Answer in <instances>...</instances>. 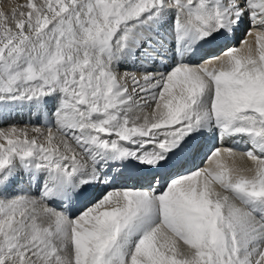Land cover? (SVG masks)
<instances>
[{
	"label": "rangeland",
	"instance_id": "obj_1",
	"mask_svg": "<svg viewBox=\"0 0 264 264\" xmlns=\"http://www.w3.org/2000/svg\"><path fill=\"white\" fill-rule=\"evenodd\" d=\"M63 1H66L67 5H65V7H63L65 4ZM82 1L83 6L85 5L86 8H90L89 12H95L96 17L99 16V18L101 17L100 19H103L104 21L105 27H97L98 29L96 28L95 30H92V32H89L90 35L88 31L82 28V26H80V35H76L72 31L74 30V26L71 27V25L69 26L67 24L66 26L63 23L62 18H59L63 13L70 14V10H72V8L74 9V12H76L75 7H79L78 3H80L81 5ZM190 1L192 0H58V8L60 9L57 8L55 10H52L47 4L48 0H42V3L44 2V4L42 5L45 6L42 7V12L43 14H46L48 19L46 18V20L42 21L41 23L40 21H38L35 26L34 22L31 25L20 23L21 18H25L26 20L28 16V14L25 13L26 10L24 9L23 11V9L21 8L22 6H25L23 5V3H19L16 9L11 13V15L8 16L5 15L7 8H2L0 4V117L3 118L7 116V118L9 119H15L16 116H18L15 121L8 120L6 121L7 124L5 122V124L3 123L0 125V184L2 185V179L6 173L5 171L8 170L10 166H14L16 168L20 166L19 169L23 170V172L24 170L25 172H27L34 167L38 168V166L36 165L33 167L30 159H32V161L36 163L38 162L44 167L43 169L45 170V177H48L47 175L49 172L58 168L57 166L63 167V169H60L62 170V175H68V177H71L72 172L66 170V168H69L67 162H70L72 164L74 163V166H76V168H82V176L79 178L80 183L88 182L87 177H84L86 176V173H88L86 168L92 164L93 160L95 161V158L97 157L96 155L98 154H96L95 156L92 155L95 154L94 151L93 153H91L89 150L93 148L87 147L85 146V144H81L80 148H77L75 144L78 142V140L93 142L95 146L99 145L98 147L103 151H108L109 149V151L113 154L116 153L119 157L128 159L129 156H125L124 154L129 151V148L125 147L124 145H126L127 143L130 144L129 142L132 140H135L134 143L142 144V140H144V138L141 136H145L144 133H140V137H133V130H141L138 129L139 125H142L143 127L149 125V130H151L154 128V125H156V123L160 124L161 122H165L175 115L177 117L188 114L187 118L190 122H185L183 123L184 125L180 124V128L182 127L181 129L177 128L179 127L178 125L176 127L177 129L173 130L172 142H176L177 140L181 139L183 137V133L186 134L189 131L188 129H192L193 126H197L200 122H204V126L206 127H209L210 125H212V128L216 127V131H219L217 132L218 135L222 137L221 131H223V129L225 130L223 126L224 123L232 121V118H234L233 113L239 111V109H241L244 105L242 100L239 98L234 100V104H237L232 105L231 109H227V105L224 104L225 109L222 108L220 111L226 113L220 120L217 121V123L213 116L212 118L210 117L212 114V106L218 104L221 101L220 98L222 97V94L220 92L221 89H217L215 85H210L209 87V85L205 84L199 97H195L190 102L187 101L186 104L184 103L178 110L174 107L175 101H173L177 99L178 95L175 94L176 92L172 91V89L168 90L164 86L165 84L163 83V81H160V78L153 79L154 81H152L154 83L155 81L159 80L158 88L150 92L153 94V96L151 98H146L145 101L144 99L138 101L137 98V101L134 105L132 103L129 106L126 105V110L122 111L124 108L122 107L123 103L121 104V102L123 101L120 100V96H123L125 92L129 91H126L128 88L127 79L131 78V76L134 75L132 74L133 72H131L130 70L128 71L127 68L123 67H120L119 71L113 72L111 70H108V75L110 76L113 85L107 86L105 78L106 73L104 74L102 70H99L97 67L95 70L93 66L86 65L88 61L87 59H89L90 57L87 53V39H89L91 47L96 46L99 49L101 48V51L105 53L106 56L111 58L113 62H118L119 59H121V52L119 51L125 50V44H127L129 41H127V36L122 37L120 34H128L133 30L135 31L137 30L136 26L138 25H143L151 28V22L148 21V19L150 18L149 20H151L152 17L159 16V14H156V12L158 11V7L167 5L173 12L170 16L172 18H170L168 26L170 25L169 28L171 29V32L174 33V36L172 34L171 39L176 40L175 33L180 31V28L182 26V18L184 15H186L187 12L191 13L192 15L194 14L195 16H198V20H202H200V23L205 22L204 31L208 33L213 31L215 27L212 26L209 21H205L203 19L205 17H209V15L212 16L211 19H215L218 12L214 9H216L217 7V9L220 10L222 7L224 8V6L227 5L225 4V2H229L228 5H230V8H232L233 11L239 12L242 10V12H249L248 10L251 6L249 5V2H251L250 0H235L234 2L233 0ZM197 2L203 3L201 4V7L203 8V6L205 5L206 7L204 9H209L213 13H209L208 10L209 14L202 15V9L197 4ZM244 2H246V5ZM189 3H191V5ZM239 3L241 4L239 5ZM26 4L28 5L29 3ZM162 4L164 5L161 6ZM110 5L111 9L108 7ZM237 8L240 9L234 10ZM50 10L52 11L49 12ZM259 13L260 12H257L255 7L251 6L250 17L252 19ZM71 20H73V18ZM90 22L93 21L90 20L89 24ZM39 27L41 30L39 29ZM57 27L60 32L65 33V35L56 36L55 34L47 32L50 28L55 29ZM105 28L107 29V31H104ZM37 30H40V35H29L33 32L37 33ZM83 32H85L86 34H84ZM239 32L240 31H237V34H239ZM245 32L242 31V34ZM144 34L145 37H142V39L146 38L148 35V33L142 31V35ZM121 38H126V43L121 44L122 41L119 42V39ZM73 44L76 48L72 46ZM174 48H179V46L175 45ZM176 51H178V49ZM51 67H53V70H51ZM236 67L237 66H235L234 64L233 67L231 66L229 68H226V71L233 73V75H236L235 77L239 79L237 71L235 70ZM239 69H241V65L239 66ZM130 73L131 75H129ZM146 77H142L143 79L140 80H145ZM93 80L97 82L102 81L104 97L96 94V91L98 89L92 84ZM149 83L150 81L147 80L144 81L142 85H144V88H146V86L150 87L151 83ZM121 85H124L126 89L119 92L116 88L120 87ZM81 86L86 87L87 93L85 97L80 94ZM204 89L212 91L211 93H208L209 96L208 94L206 96L205 91H203ZM31 95H34V97L51 96V100L47 99V113H49L50 121L54 119V125H46L48 127H45L40 123L31 122L32 119L27 117L26 114L22 113L23 110H28L27 107L29 104H27V98ZM173 97L175 99H173ZM235 97H237V94H235ZM16 99H26L19 104V106H21V112H19V110L18 112L12 111L13 107H11V103H13V100ZM105 100H107L108 102H106ZM107 103H109L110 105H107ZM172 106L174 107L173 109ZM252 111L251 114L254 117L256 116V119L261 118V121L264 120V109H252ZM116 114H120L121 118L125 119H123V122H125L123 123L125 129H132V131H130V133L128 134L129 136L133 137H131L132 140L128 139L129 137L126 134L127 132H121L118 129L116 130L113 128H107L103 125L99 126V123L101 122H109L112 119L111 115L117 116ZM96 115L97 118H99L101 121L95 123L91 119ZM25 116L28 120H26ZM39 118L42 119L41 116H39ZM131 119L133 120L132 126H130ZM42 121L44 120L42 119ZM73 121H75L78 125L77 127L70 129L75 130L80 126L79 130L82 133L81 137L78 136V133H75L72 136L68 134L67 127H70L69 124ZM10 126L15 127L14 129H10ZM186 127L188 128L186 129ZM199 127L197 126L196 128L199 129ZM177 132L180 136L175 138L176 136H178ZM191 134L192 133H189L187 137H193ZM157 139L158 137L149 140L145 139L146 141H151V148L149 147L150 149L148 150L151 157L148 156L147 152L144 154V152L142 151L139 155H141V157L143 155V160L141 161L139 159V165H153L152 167L156 169L157 166L155 167V165L161 159V147L166 148V146L168 145L167 142ZM162 139H165V137H163ZM152 141L157 142V144H159V146L161 147L155 149V143H153ZM19 142L23 145L29 146L30 150L26 149L24 146L19 147V144H16ZM109 142H113L114 144H110V147L107 149L106 147ZM119 142H123L124 147H122V145L120 146ZM115 143L118 144L116 145ZM129 153H131V156L134 157L132 151H129ZM53 154H55L54 156H56V154L58 156L54 157ZM78 154L80 157H78ZM100 154L101 153H99V155ZM85 155L87 157H85ZM63 157L65 158L63 159ZM65 159L66 161H68L66 162ZM54 162H57L58 164L55 165ZM81 164L83 166H80ZM49 165L52 167L50 168ZM38 169H40V179L43 180V177L41 176V172L43 171V169L40 167ZM58 169L54 170L52 173L56 172ZM19 175L21 176V172L19 173ZM151 175L155 176L156 174L154 173ZM54 177L55 176L52 175L53 179ZM15 180H17V177ZM41 180L40 184L38 185L39 187H41V183H43L41 182ZM16 182L19 183L20 179H18V181ZM68 185L70 186L72 184L69 183ZM51 186L53 185H50V187ZM13 189L15 191L11 189L12 192L10 190V192L8 193L15 194L17 191H19L18 189L16 191L15 186H13ZM48 190L49 189H47V191ZM2 192L3 191H1L0 189V193ZM107 192H105V194ZM8 193L6 192L5 195H7ZM44 193H46V190L44 191ZM105 194L100 195L101 197H98L95 202L101 200L103 196H105ZM213 194L214 193L211 191V189L206 190L203 197L198 196V199L193 201V203H195L193 204V206H196L197 204H199V206L215 204V202L219 200V197H213L214 199L211 201L210 197H212ZM20 196L21 198L17 201L20 202V206L15 209V215H13V212V216L8 219L7 222L10 223L15 229L21 225V221L28 220L25 224L29 225V227L26 230V233L24 234V232H22L21 235L23 237L28 236V238H30L31 236L28 235L27 232L29 231V228H32V234H38V236L44 235L47 239L45 240V243L42 242L43 244L40 245L41 247H35L36 245H38V242H41V239L35 244L31 245L30 248H28V246L23 247L24 249H20L15 246L9 245L11 240L8 238L9 229H6L7 222H5V225L2 224L6 213L4 212L5 209H3L1 205L2 202L5 201L6 196L4 198L2 194H0L1 264H159L160 256L165 257L162 264H191V262L192 264H256L255 261H253L254 258L260 257L261 253H264V234H260L264 233V220L260 219L259 217L255 218L243 205L235 203V199L233 200L224 198L226 199L224 201V204L219 206V209H221L220 221H218L217 224L212 223V225H214V227H211L212 229H200L199 226H195L194 220L200 213H198L199 211L196 213L191 212L187 208L180 209L181 211H179V213L177 214L174 223H172L173 225H167L164 223L163 225L165 227L160 226L162 225L160 221H162L163 218L161 212L159 210H156L155 217L152 220L153 222H147V224L150 223V226H144V231L140 230L139 233L136 232L133 236L131 235V240L129 238H126L128 234H132L128 233L129 229L136 226L138 222H141L142 217L144 216L140 215L138 210H134L131 206H127L126 208L123 207L121 209L119 216H122V218H118V222H116L111 227L106 226L105 222L100 217L97 219H89L88 217L89 220L86 222V224L81 226L82 229L78 227V230H81V232L85 233L88 231L91 234L90 239L88 240L87 253L82 256L78 254V252L74 249L69 250L71 245L67 243L68 241H66V244L63 242V239L65 238L64 233L60 230L62 229L61 226L58 227L56 226V224H54L56 222L55 220L47 223L43 222L44 220H42V218H39V212H41V210L38 213H35L37 210L34 211L32 213V217L24 218V216L22 215L23 212L21 211V205L26 204L27 200L29 199H26L27 196L23 194ZM35 196L38 197L37 199L42 198L41 196L37 195V193L33 195V197ZM24 207L26 208L27 206ZM18 211H20L21 213ZM206 211L207 210L205 209V212ZM205 212L203 215L207 217V220H209L208 215L210 212ZM122 214L124 215V217ZM158 214H160V216H158ZM244 215L246 217H244ZM214 216L212 215L213 218ZM213 218H211V220ZM31 220H33V225L31 223ZM254 223L258 224H256L255 226H251ZM161 227L163 229H161ZM258 228L260 229L257 230ZM212 230H216V232L219 231L220 233L225 234L228 237L227 242L218 243V240L216 239L217 242L215 241V243L213 244L212 241L215 240V235H212L210 233ZM35 238H37V236L34 237V240ZM125 238L127 239L128 244H126V241L123 240ZM31 241H33V238L30 239L29 242ZM26 243H24V245ZM201 243L203 246H205V249H198V245ZM254 244H256V247H253ZM249 245H251L252 247ZM254 248H256V250L252 251L251 249ZM259 250L261 252H258ZM251 251L254 254L249 253ZM244 252H246V254ZM89 257H96V260L93 263H89ZM75 258H77L76 261Z\"/></svg>",
	"mask_w": 264,
	"mask_h": 264
},
{
	"label": "bare ground",
	"instance_id": "obj_2",
	"mask_svg": "<svg viewBox=\"0 0 264 264\" xmlns=\"http://www.w3.org/2000/svg\"><path fill=\"white\" fill-rule=\"evenodd\" d=\"M221 1H224V0H221ZM234 1L235 0H233V2ZM250 1L251 2H249L250 3L249 5H251L252 7H255L256 11L260 13L256 17H254V19L251 18L252 22L250 24V28L248 31H246L245 29L244 30V32L246 31L245 33L242 34V32L240 31L239 34H237V31L235 28H240L244 17H246V14H249L250 16L251 6L249 7V10H248L249 12H245V11L242 12V10L239 12H235L233 11L232 8H230V5H228L229 2H225V4L227 5H225L224 8L221 6L223 9L222 8L220 9V7H219L220 10L217 9L218 7L214 9L215 11L218 12L215 19H211L212 17L211 15H209V17L207 18L204 16L205 18L203 20L209 21L211 25L215 27L213 31L208 32V33L204 31L205 22L200 23L202 20L201 19H200L201 21L198 20V16H195L194 14L192 15L191 13H188V12L186 13V15L184 16L182 15L183 16L182 23H181L182 26L180 28V31L175 33L176 40L171 39L172 34L174 36V33L171 32V29L168 26L170 18H172L170 16L172 15L173 12L170 10V8L167 5L163 6L164 4H162L161 6L163 7H158V11L156 12V14H159V16L152 17L151 20H149L150 18L148 19V21L151 22V28H148L143 25H138L136 26L137 30L135 31L133 30L128 34L126 33L120 34L122 37L127 36L128 37L127 41L128 40L129 41L127 44H125L126 45L125 50L119 51L121 52V57H120L121 59H119L118 62H113L111 58L106 56L105 53L101 51V48L99 49L96 46L91 47L90 46L91 43L89 42V39H87L88 38L87 37L86 38L87 39L86 42L88 43L87 53L89 54L90 57L89 59H87L88 61L86 65L93 66L95 70L97 67L99 70H102L104 74L106 73L105 78H106L107 86L113 85L111 78L108 75V70H111L114 72V71H119L120 67H123V68H127L128 71L130 70L131 72H133L132 74L134 75L131 76V78L127 79L128 88L126 91L129 90L128 91L129 93L125 92L123 96H120L121 97L120 100L125 102L126 103L125 105H128V106L131 105V103L134 105L137 101L136 100L137 98H138V101H141L143 99L145 101L146 98H151L153 96V94L150 92L158 88V82H159L158 80V81H155L154 83L153 79L160 78V81H163V83L165 84L164 86L168 90L172 89V91L176 92L174 93L177 94L178 96H177V99L173 101H175L174 107L177 108L178 110L180 109V107H182L184 103L186 104L187 101L190 102L195 97H199V95L202 93V88L205 86V84L209 85V87L210 85L212 86L215 85L217 89L218 88L221 89L220 92L222 94V97L220 98L221 101L218 104L216 105L212 104L213 105L212 112L210 111L212 114L210 117L212 118L213 116L215 121L217 122L226 113V112L220 111L222 108L225 109L224 104L227 105L226 106L228 107L227 109H231L232 105L237 104V103L234 104V100L237 98L241 99L244 106L241 109H239V111L235 113L232 112L234 115V118H232L233 120L224 123L223 126L226 129V131L230 130V128L231 129L234 128L232 130L233 136L231 137V139L233 140L238 138L239 132L243 133L245 135V138L246 136H248L250 138V142H249L250 144H248L249 145L248 149L253 150V152L245 153V152L240 151V148L230 146L223 142H219L217 143V145H214L212 142V138L210 136L211 134L209 130L210 128H212V125H210L209 126L210 128H208L204 126V122H200V123L198 122L199 124L197 126L198 127L200 126L199 129L196 128L197 126L195 127L193 126L192 129H188L189 131L186 134L183 133V137L181 139L177 140L176 142H172L173 130L180 128L181 125H184L183 123L189 121L187 118L188 114L177 116V117L176 115L173 117L171 116L172 118L168 119L165 122H161L160 124L156 123V125H154V128L151 130H149L150 128L149 125L144 126V127L142 125H139L138 129H141V130L139 131L133 130V133H132L133 137L134 136L140 137L141 135L140 133H144L145 136L143 135L141 136L144 138V140H142L143 141L142 144H137V143H134L135 140L134 141L132 140L133 137L128 135L130 131H132V129L128 130L127 128L126 129L124 128L123 126V123H125L123 122L124 118L122 119L120 114H116L117 116L111 115L112 119L109 122L107 123L101 122L99 123V126L103 125V126H106L107 128H113L116 130L118 129L121 132L122 131L127 132L126 134L129 137L128 139L132 140L133 142L130 141L129 142L130 144L127 143L125 147H128L129 151L134 150L136 155L137 154L139 155L143 151L144 154L147 152L148 156H150L148 150L151 148L150 147L151 141H146V140H149L152 138L155 139L158 137L157 140H160V141L162 140L168 143V145L166 144L167 145L166 148L164 147L162 148L161 146H159V144H157V142L152 141L153 143H155V146L153 145L155 149H158L160 147L162 149V151L160 152L161 159L159 162H157L159 166L157 165V168L154 169V172L151 173V174L155 173L156 175L155 176H152V175L145 176L147 179L151 180V185H153L154 189H150V186H147V187L146 186L145 187L144 186H134V188H132V186H129L128 188L107 186L106 188H103L102 192L99 193V195L105 194L106 190L108 192L105 194V196H103L101 200H98L97 202H95L98 196H95L96 198H93V195H92V197L89 198L90 194L88 193L95 194L96 186H97L96 184H98L97 183L98 179L102 178L101 171L98 168H96L95 164L93 165L91 164L90 166L86 168L88 173H86V176H84V177H87L88 182L80 183L79 178L82 176L81 174L82 168L79 169L78 172H76L75 170L76 166H74V163L72 164L70 162H67L68 160L66 161L65 159L68 166L71 168L73 167L72 168L73 173L74 172L76 173L74 175L73 173H71V177H68V175L66 176L62 175L63 173L61 172L62 170L60 169L61 168L63 169V167L57 166L59 169L55 167L56 169H58L55 174L54 173L49 174L50 172L48 173L49 176H52V175L55 176L54 182H53L54 187L53 186L50 187V185H52L50 183H49L50 184L49 186L48 184H46V182L49 181V179H47L46 181H43L44 184H46V186L42 185L43 186L42 190L43 191L46 190V194H48V198L57 197L56 195L58 194L56 193V191H57L58 186H61L64 184L67 187V190H66L67 194H65V196H62L63 198L65 197L66 199H68L67 205H66L68 206L66 210L67 213H64V211L62 212L59 210H55L53 208L54 203L50 202L49 200L42 199V198L37 199L38 197L36 196L33 197V195L36 192H33L32 190L33 189L35 190L37 188L41 180L40 173H39L40 169L38 168L40 167L43 169L44 167L40 165L38 162L36 163L32 161V159H30L33 167L36 165L38 166V168L34 167L28 170L27 172H25V170L23 172V170L19 169L20 166L18 168L14 166H10L8 170L6 171L4 170L6 173L2 179L3 180L2 185L0 184L1 185L0 189L3 192L0 194H2L4 198L6 196L7 199L5 198V201H3L1 205V207L5 209L4 212L6 213L5 214L6 216L3 219L2 224L5 225V222H7L8 219H10L13 215H15V212H14L15 209L18 206H20L19 205L20 202H17V201L21 198L20 195L23 194L27 196L26 199H29L27 200L26 204L21 205V209H22L21 211L23 212L22 215L24 216V218L32 217L33 215L32 213L34 211L37 210L35 213H38L41 210V212H39V218H42V220H44L43 222H47V223L55 220L56 222L54 224H56V226L58 227L61 226L62 229L60 230L61 232L64 233L65 238L63 239V242L66 244V241H68L67 243L71 245L69 250L74 249L75 251L78 252V254L83 256L85 255V253H87L88 240L90 239L91 234L88 231L85 233L81 232V230H78V227L81 228V226L86 224V222L91 218L97 219L99 217L103 219L106 226L111 227L116 222H118L119 220L118 218H122V216H119L120 211L123 207L126 208L127 206H131L134 210H138L140 215H144L142 217L141 222H138L136 226L129 229L128 233H132V234H128L126 238H129L130 240H131V237L134 235V233L136 232L139 233L140 230L144 231L145 230L143 228L144 226L146 227L150 226V223L147 224V222L152 221L154 219L156 210L157 211L159 210L162 214L163 220L160 221L162 223V225H160L159 223L160 226H164L163 225L164 223L167 225H171L172 223H174L180 209L187 208L191 212L196 213L199 211L198 213H200L199 215L196 216L197 218H195L194 220L195 226H199L200 229H203V228L212 229L211 227H214L212 223L217 224L218 221H220V218H221L220 210L221 209H219V206L224 204V201L226 200L224 198H227V199L229 198L233 200L235 199L234 200L235 203L243 205L247 210L250 211L251 215H253L255 218L259 217L261 219L262 217H264V154L262 155V157H259L256 154V152H254V149H253V146H258L257 148L264 150V144H263L264 143V138H263L264 137V120L261 121L260 120L261 118L256 119L255 118L256 116L254 117L251 114L252 109H257V110L264 109V0H250ZM63 2L65 3L63 7H65V5H67L66 1H63ZM19 3L20 4L23 3V5H25V6H22L21 8L23 9V11L25 9L26 10L25 13L28 14L26 20L25 18L20 19L21 24L31 25L34 22V26H35V24L38 23V21H40L41 23L42 21L46 20L47 16L46 14H43L42 12V9H43L42 7H45L42 5L44 4V2L42 3V0H0V4L2 8H7L6 13H5V15L7 16L11 15V13L16 9ZM26 3H29L28 4L29 6ZM244 3L246 5V2ZM47 4L48 6H50L52 10H55L58 8L59 2L58 0H48ZM78 4H79V7L78 6L75 7L76 12H74V9L72 8V10H70L71 12L70 14L63 13L62 11L63 14H61L59 17V18H62V21L65 25L66 24L69 26L71 25V27L74 26V30L72 31L76 35H80L81 33L80 26H82V28L88 31V33L90 31L92 32V30H95L97 27L98 28L105 27L103 19L101 20L100 19L101 17L99 18V16L96 17L95 12L94 13L89 12L90 8L87 7L88 8L87 10L85 5L84 6L82 5L83 1L81 3L82 6L80 5V3ZM189 4L191 5V3ZM197 4L202 9V12H203L202 15H206L211 12L208 9L209 10V13H208V10L204 9L206 7L205 5L203 6V8L201 7V4L203 3L197 2ZM108 7L110 8L111 5ZM238 9L240 8H237L234 10H238ZM52 10H50L49 12H51ZM72 18L73 20H71ZM27 19H28V22H27ZM90 20H92L93 22H90L89 24ZM53 28H50L51 30L49 29L47 32L55 34L56 36L65 35V33L60 32L58 27L55 29ZM40 30H37V33L33 32L29 35L31 36L40 35ZM104 31H107V29L105 28ZM142 31L148 33V35L146 34L147 35L146 38L142 39V37H145V34L142 35ZM221 31H225V32L221 34ZM85 32L83 33L86 34ZM185 34L187 35L191 43L192 42L200 43L202 41L214 43L216 41H221V40L226 41L228 38H230V40L228 41L227 45L223 49H220V47L218 48L214 47L211 44L210 46H207L204 48H197L196 44L194 43L191 44L189 43V41L184 39V36H186ZM213 37H216V38H213ZM125 40L126 38L125 39L121 38L119 39V42L122 41L121 44L122 43L124 44L126 43ZM82 43H83V40H82ZM175 45L179 46V48H174ZM72 46H74V44ZM74 48L76 47L74 46ZM177 49L178 51H176ZM174 51L175 53L177 52L176 55ZM207 52H209V54L203 55V53H207ZM145 54H147V56L144 59L143 56H145ZM195 55L198 57L191 62L190 59H192V56H195ZM187 57L189 58V60H187L188 59ZM183 58H186V59L184 60ZM143 60H145L144 64H141ZM137 64H138V67L141 66V68L139 67L140 69L133 66ZM163 64H167L166 65L167 67L163 66ZM234 64L235 66H237L235 70L237 71L239 79L235 77L236 75H233V73L226 71V68H229L231 66L233 67ZM240 65H241V69H239ZM52 68L53 67H51V70H53ZM129 75H131V73ZM142 77H146V79L140 80V79H143ZM147 80L150 81L151 84L150 83L149 84L151 86L150 87L146 86V88H144L143 87L144 85H142V83ZM100 82L93 80L92 84L94 85V87L96 86L98 89L96 91V94L101 97H104V92H103L104 89H103L102 81ZM116 89L117 91L120 92L126 88L124 87V85H121L120 87H117ZM203 91H205L206 96L208 93L212 92L207 89H204ZM86 93H87L86 87L81 86L80 94L83 97H85ZM235 94H237V97H235ZM50 97L51 96H41V97L40 96L34 97V95L29 96L27 98L28 99L27 104H29L27 107L28 110L26 111L23 110V113L26 114V116L29 118L32 117V119H34L35 121L41 120V122L43 123L42 121L43 119L44 123H48L47 125H49L51 121L49 118V113H47L48 106L45 107L46 105L45 103L47 102V99H50ZM174 97L173 99L176 98ZM25 100L26 99L13 100L14 102L11 103V107H13L12 111L18 112L19 110V112H21L20 111L21 106H19V104ZM105 101L108 102L107 100ZM42 105H43V110L39 109V107ZM107 105H110V104L107 103ZM174 107L172 106V109ZM124 110H126V108H124L122 111ZM38 115L41 116L42 119L37 117ZM16 118H18V116H16ZM15 119H9L7 118V116L3 117L0 119V125L3 123L5 124V122L8 120L15 121ZM26 120L28 119L26 118ZM91 120H93V122L95 123L101 121L99 118H97V115L94 116ZM77 125L78 124L75 121L69 124L70 128L77 127ZM132 125H133V120L131 119L130 126ZM178 125L179 127H177ZM10 127H11L10 129H14L15 126H10ZM187 128L188 127H186V129ZM189 133H192L191 135L193 137H187ZM177 134L178 136H176L175 138L180 136L178 132ZM163 137H165V139H162ZM16 144H19V147L24 146L26 149L30 150L29 146L23 145L20 142ZM98 146L99 145L95 147H90V148H93L90 150L88 149L91 153H93L94 151L95 154H92V155L95 156L96 154L99 155V153L102 154L103 152H106V151H102L101 148H99ZM54 155L55 154H53V156ZM56 156L58 155L56 154ZM139 156L140 157L138 159L142 161L143 155L142 157L141 155ZM171 156L174 158V163L173 164L164 163L167 160V158ZM78 157H80L79 154H78ZM85 157L87 156L85 155ZM104 157H107V159L109 160V162H111V164L123 158V157H119L116 153L113 154L110 151H109V154H106V155L104 154ZM64 158L65 157H63V159ZM50 163H51V160H50ZM56 164L58 163L56 162L55 165ZM118 165L120 164H117V166ZM80 166H83V165L81 164ZM51 167L52 166H50V168ZM131 167H134V166L132 165ZM54 170L52 171L50 170V171L53 172ZM132 170H133L132 173H134L135 168H132ZM20 172H21V176L19 175ZM164 175L169 176V179L166 182H165V178L162 180V177ZM16 177H17V180H15ZM132 177L136 178V175L131 176L128 179H132ZM18 179H20L19 183L16 182L18 181ZM67 180H70L71 182ZM69 183L72 185L69 186L68 185ZM105 184H106V181L102 180L101 186L103 187L105 186ZM13 186L16 187V191L17 189L19 191H17L15 194L13 193L9 194L8 192H10L11 189L15 191L14 190L15 188L13 189ZM47 189L49 190L47 191ZM85 189H87L86 192H85ZM209 189H211V191L214 193L212 197H210L211 201L214 199L213 197H216V198L219 197L218 198L219 200L217 199L218 201H216L215 204H208L207 206L205 205L199 206V204H197L196 206H193V204H195L193 203V201L198 199V196L203 197L205 191ZM6 192L8 193L7 195H5ZM234 196L238 197V199L235 198ZM70 198L72 199L70 200ZM69 201H72V202L70 203ZM50 204H52V206ZM24 206H27V207L25 208ZM205 209L207 210L206 212H205ZM13 212L14 214L12 215ZM204 212L205 213L210 212L208 215L209 220H207L206 219L207 217L203 215ZM121 213H124V212H121ZM212 215L213 216L215 215L214 218L212 217ZM158 216H160V214H158ZM244 217L246 216L244 215ZM211 218H213L212 219L213 221L211 220ZM27 221L28 220L21 221V225L15 229L12 227L10 223L7 222L6 229H9L8 238L11 240L9 245L15 246L20 249H24L23 247H28V246H29L28 248H30L31 245L35 244L40 239H41V242H38V245H36L35 247L43 244L42 242L45 243V240L47 238L44 235L38 236V234H32V228L31 229L29 228V231L27 232V234L31 236L30 238H28V236L23 237L21 235L22 232H24L25 234L26 230L29 227V225L25 224ZM31 221L33 225V220ZM256 224L258 223H254L251 226H255ZM161 229L163 228L161 227ZM259 229L260 228H258L257 230ZM210 233L212 235L213 234L215 235V238H214L215 240L212 241L213 244L215 243V241L217 242V240H218V243L227 242L228 237L225 234L220 233L219 231L216 232V230L214 231L212 230ZM260 234L262 235L264 233H260ZM36 236L37 238H35L34 240V237ZM32 238H33V241L29 242L30 239ZM126 238L123 240L126 241V244H128L127 243L128 241ZM108 239H111V238H108ZM233 242H234V239H233ZM24 243L26 244L24 245ZM256 244H254L253 247H256ZM199 245H198V249H205V246H203L202 243ZM251 250L254 251L256 250V248L251 249ZM252 251L249 253H253ZM258 252H261V251L259 250ZM244 253L246 254V252ZM164 259H165L164 256L163 257L160 256L159 264H162ZM76 260L77 258H75V261ZM95 260H96V257H91L89 259V263H93ZM253 261H255L256 264H264V253H261L260 257H255Z\"/></svg>",
	"mask_w": 264,
	"mask_h": 264
}]
</instances>
